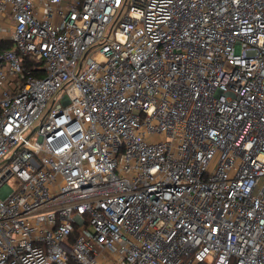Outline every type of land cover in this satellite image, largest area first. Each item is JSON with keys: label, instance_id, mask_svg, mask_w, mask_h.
I'll return each mask as SVG.
<instances>
[{"label": "built area", "instance_id": "obj_1", "mask_svg": "<svg viewBox=\"0 0 264 264\" xmlns=\"http://www.w3.org/2000/svg\"><path fill=\"white\" fill-rule=\"evenodd\" d=\"M0 264H264V0H0Z\"/></svg>", "mask_w": 264, "mask_h": 264}, {"label": "trees", "instance_id": "obj_2", "mask_svg": "<svg viewBox=\"0 0 264 264\" xmlns=\"http://www.w3.org/2000/svg\"><path fill=\"white\" fill-rule=\"evenodd\" d=\"M10 44H7V46H9ZM23 65L26 67V68H30L31 65H32V62L28 59V58H24L23 60ZM40 74V73H38Z\"/></svg>", "mask_w": 264, "mask_h": 264}, {"label": "rangeland", "instance_id": "obj_3", "mask_svg": "<svg viewBox=\"0 0 264 264\" xmlns=\"http://www.w3.org/2000/svg\"><path fill=\"white\" fill-rule=\"evenodd\" d=\"M51 101H52V98L49 100V103H51ZM14 180H15V177L14 176L10 177V179L8 180V184L11 187H14Z\"/></svg>", "mask_w": 264, "mask_h": 264}]
</instances>
